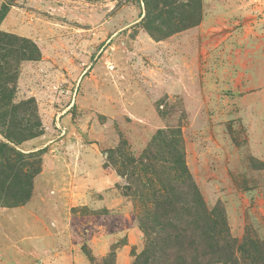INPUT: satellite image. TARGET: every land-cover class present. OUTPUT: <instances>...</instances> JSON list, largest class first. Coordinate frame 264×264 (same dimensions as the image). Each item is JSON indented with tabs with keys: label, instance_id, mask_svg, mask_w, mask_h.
<instances>
[{
	"label": "rangeland",
	"instance_id": "1",
	"mask_svg": "<svg viewBox=\"0 0 264 264\" xmlns=\"http://www.w3.org/2000/svg\"><path fill=\"white\" fill-rule=\"evenodd\" d=\"M172 2L0 0V264H264V0Z\"/></svg>",
	"mask_w": 264,
	"mask_h": 264
},
{
	"label": "trees",
	"instance_id": "2",
	"mask_svg": "<svg viewBox=\"0 0 264 264\" xmlns=\"http://www.w3.org/2000/svg\"><path fill=\"white\" fill-rule=\"evenodd\" d=\"M159 1H161L164 7H170L174 4L172 2L174 0ZM148 8L149 10L146 17H150L152 14L150 10L152 7L148 5ZM153 9L155 10L154 7ZM3 18L4 16L1 15L0 20ZM179 20L181 19L179 18ZM148 30H151V32L154 33L153 29L149 28ZM39 58L40 51L35 43L28 39L19 38L0 30V110L2 108H9L12 106L21 63L25 61H37ZM13 114H16V112L12 113V116ZM7 120L8 118L5 119V115H0V133L7 141H10L15 145L20 141L22 142L23 140H27L37 135L36 132L31 133V129L28 127V135L21 137L22 133L16 132L19 130L18 128H20L18 127L19 125H13L15 119H13L10 128L7 127ZM177 143L179 142L176 140V144ZM3 146L13 150V147H11L9 143H4ZM176 147L171 153L170 164L172 165V171L182 174L183 172L187 173L188 171L184 161V155L180 147L178 149H176ZM183 169L184 171L182 172ZM37 172L40 171L38 170ZM20 203H23V201Z\"/></svg>",
	"mask_w": 264,
	"mask_h": 264
}]
</instances>
